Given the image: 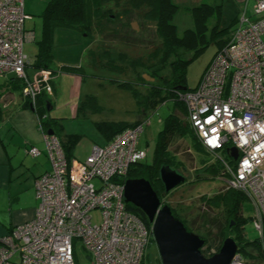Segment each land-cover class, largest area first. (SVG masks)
<instances>
[{
	"label": "built area",
	"instance_id": "obj_1",
	"mask_svg": "<svg viewBox=\"0 0 264 264\" xmlns=\"http://www.w3.org/2000/svg\"><path fill=\"white\" fill-rule=\"evenodd\" d=\"M29 18L24 0H0V78L20 79L23 96L34 104L53 73L26 70L23 43L33 39L25 26ZM176 95L200 145L218 160L226 187L242 192L251 203L250 222L264 255V0L254 2L251 15L239 13L197 85ZM146 123V118L137 121L105 145H94L83 161H68L57 137L44 131L51 170L35 180L33 218L0 237V264H75L77 239L89 264H143L152 233L126 209L124 184L130 166L147 157V149L139 145ZM210 140L219 146H210ZM27 152L39 154L35 147ZM95 210L98 223H92ZM231 264L247 261L236 252Z\"/></svg>",
	"mask_w": 264,
	"mask_h": 264
},
{
	"label": "rangeland",
	"instance_id": "obj_2",
	"mask_svg": "<svg viewBox=\"0 0 264 264\" xmlns=\"http://www.w3.org/2000/svg\"><path fill=\"white\" fill-rule=\"evenodd\" d=\"M207 1L212 3V0ZM47 2L48 0H24V11L30 17L25 26L33 33V39L23 43V52L31 64L35 63L40 51L43 39L42 12ZM222 3L219 21L221 31L217 38L210 39L209 30L215 22L212 20L208 23L205 42L198 45L199 51L195 56L194 51L178 49L169 58V61L180 58L189 60L185 66L188 88H194L197 85L203 71L219 48L218 42L229 38L237 22L240 13L238 5L227 0ZM179 8L180 10L173 17V23L176 26L177 34L181 35L183 30L193 28L194 24L190 12L183 10L182 6ZM111 15L117 16L115 13H111ZM127 22L128 28H126L127 25H123L122 28L120 26L123 36H119V38L112 36L108 29L123 24H119L117 20L106 24L107 29H104L105 32L102 35H97L94 31L93 40L83 36L79 37L77 41L76 37H71L72 35L66 36L65 30L62 29L53 31L50 36L49 46L53 57L52 67L55 68V72L51 81L52 88L50 86L45 88L41 95L45 113L43 119L52 123L60 140L67 144H73L72 150H74L73 157L75 159L86 157L93 145H103L106 138L102 128L108 129L117 124L144 121L146 118L147 123L144 124L140 134L139 145L147 149V157L143 161L150 162L163 119L171 112L179 116L182 115L180 110L175 108L171 99L159 104L155 110L150 109L143 112V103L139 100L140 95L135 97L129 88L121 87L118 84L130 82L136 92L142 93L143 96L148 94L149 84L131 82L134 79L131 80L128 73L123 74L112 69L94 70L90 67L87 59L89 51L87 52V50L94 48L95 51H98L100 45H112L115 47L114 52L123 54L124 57L138 58L145 64H153L150 59L151 55L147 51L153 42H157L153 24L144 22L143 18L135 12ZM71 38L74 39L71 40ZM116 64L128 71L132 68L125 62L116 61ZM58 68L61 69L58 70ZM158 68L154 65L150 67L149 71ZM140 74H142L141 78L147 79L145 81H150L149 74L142 70ZM144 75H147L146 78ZM156 76L170 78L169 66L159 69ZM88 95L96 98L98 110L93 108V104H87L83 109H80L81 103ZM183 120L186 119L183 118ZM200 146L192 142L190 136H186L185 139L177 136L173 138L169 149L181 163V166L176 170L184 175L185 181L167 193L163 199L179 217L187 221L188 225L197 232L196 234L204 236L208 231L209 238H212L218 232L223 221L216 220L217 210L207 208L201 198L203 196L211 198L225 190L226 179L219 171L214 176L209 173L207 168L218 163V160ZM242 213L245 218H250L253 215V207L248 200L243 204ZM91 214L92 223H98L100 221L99 211L95 210ZM244 235L248 239L256 237V231L250 220L244 227ZM73 249L75 264L90 263L89 254L83 248L81 240L74 241ZM245 250L250 254L245 256L247 264H264V260L257 255L256 250L249 247ZM143 264H161L153 237L145 249Z\"/></svg>",
	"mask_w": 264,
	"mask_h": 264
},
{
	"label": "trees",
	"instance_id": "obj_3",
	"mask_svg": "<svg viewBox=\"0 0 264 264\" xmlns=\"http://www.w3.org/2000/svg\"><path fill=\"white\" fill-rule=\"evenodd\" d=\"M122 2V3H120ZM221 2L219 4L212 3H200L189 8V12L193 19V28L186 29L181 35L177 34V29L173 23V17L179 9V6L172 0H48L45 8L42 12V41L40 45V51L37 55V59L34 64L29 63L28 67L33 69H48L52 73L55 72V68L52 67L53 57L50 53V36L55 30H69L75 34L84 35L85 37L93 40V32L95 34H104L106 24H111L117 20V22L123 23L116 27H109L112 36H123L121 28L123 25H127V20L133 12L139 14L144 22L153 24L154 36L157 38V42H153L148 48L150 59L153 64H145L143 60L130 57H124L123 54L114 52V46L100 45L99 50L88 49V61L90 67L94 70H107L112 69L120 71V73H128V77L138 84L141 82L150 85L148 88V94L145 96L142 93H137L136 89L132 87L130 82H121L118 85L124 88H129L133 96H139V100L143 103V111L153 109L155 110L159 104H163L166 100L171 99L175 108L180 110L181 116L174 112L169 113L162 121L161 129L158 132L154 151L152 153V161H140L130 166L127 178H144L150 184L153 190L158 195L160 201L167 204L163 197L166 196L163 185L159 178V169L162 165H168L173 169H178L181 163L178 162L175 155L169 149V145L174 137L184 138L190 136L192 142L200 146L198 139L190 127L185 105L177 99L178 87H186L187 79L185 73V66L189 60L186 59H174L169 61L171 55H174L178 49H185L188 51H194V56L198 53V45L205 42L206 34L208 33V23L215 20L210 31V39H215L220 34L219 21L221 17ZM117 16L111 15L114 13ZM118 24V23H117ZM121 26V28H120ZM127 25L126 28H128ZM108 32L106 33V36ZM227 39L218 42L219 49H221L226 43ZM126 45V44H125ZM217 50V51H218ZM116 61L127 63V66H131V70L120 67L116 64ZM158 66L157 70L149 71L151 66ZM170 68V78L165 77L158 78L156 72L165 67ZM80 68V67H79ZM129 68V67H128ZM61 68H58L60 70ZM28 71V69H26ZM141 70L151 77L155 78V82L150 83L141 78ZM13 78H15L13 76ZM17 80V86L22 93L23 82ZM44 91V90H43ZM43 91L36 97L34 103L35 113L38 115L40 125L46 132L51 129L53 135L57 137L61 149L64 152L66 159L69 161L72 158V143H64L56 134L55 128L49 120H44V107L42 106L41 95ZM143 97V99H142ZM30 102V101H29ZM87 104H93V108L98 110L99 107L96 104V98L92 95L86 96L85 100L81 103L80 109H83ZM183 118L186 120L184 121ZM134 123H122L113 126L112 128H102L105 138L113 137L117 132L122 129L133 125ZM112 139V138H111ZM202 147V146H200ZM203 148V147H202ZM209 173L221 174V168L218 163L210 165L208 168ZM182 174V173H181ZM222 175V174H221ZM202 201L204 205L209 209H215L216 220L221 219L218 232L211 238H209L208 231L204 236H200L204 239V245L201 248V252L205 256H210L217 252L223 242V240L230 236L237 244V252L241 254L243 258L250 255L245 249L256 250L257 255L264 260V255L261 253L260 244L256 237L254 239H248L244 235V227L250 218H245L242 213L243 204L247 201L242 192L227 188L215 194L211 198L203 196ZM169 206V204H167ZM171 208L172 214L182 221L188 231L197 233L191 226L188 225L185 219L179 217L174 209ZM126 209L137 214L145 223L148 229H150V222L146 216L139 209L133 205L126 203ZM213 221V219H211ZM152 237L150 238V240Z\"/></svg>",
	"mask_w": 264,
	"mask_h": 264
},
{
	"label": "crops",
	"instance_id": "obj_4",
	"mask_svg": "<svg viewBox=\"0 0 264 264\" xmlns=\"http://www.w3.org/2000/svg\"><path fill=\"white\" fill-rule=\"evenodd\" d=\"M172 1L179 7L182 6L185 11H189V8L196 4L208 2L207 0ZM222 1L224 0H212L213 4ZM227 1L237 4L240 12L245 10L247 15H251V7L256 0ZM65 32L66 36L72 35L71 37H76L77 41L79 37L84 36L69 30ZM33 71L35 69L28 67L29 73ZM15 78L12 75L0 78V237L9 234L17 224L33 218L37 207L35 180L51 170L44 142L45 130L40 125L41 118L35 113L34 104L20 92ZM111 138H106L103 145ZM30 147L37 148L39 154L30 155L27 152ZM73 154L74 150L71 157L74 160L83 161L87 157L75 159Z\"/></svg>",
	"mask_w": 264,
	"mask_h": 264
},
{
	"label": "water",
	"instance_id": "obj_5",
	"mask_svg": "<svg viewBox=\"0 0 264 264\" xmlns=\"http://www.w3.org/2000/svg\"><path fill=\"white\" fill-rule=\"evenodd\" d=\"M144 75V78H146ZM153 81V77H148ZM147 80V79H145ZM178 87L177 89H185ZM48 134L53 130L49 129ZM236 158L233 149L231 153ZM159 178L164 191L170 192L185 181L183 174L168 165L159 169ZM124 201L139 209L150 222V229L161 264H231L236 251L235 240L226 237L219 250L210 256L201 252L204 239L188 231L171 208L160 201L151 184L144 178H127L124 184Z\"/></svg>",
	"mask_w": 264,
	"mask_h": 264
},
{
	"label": "clouds",
	"instance_id": "obj_6",
	"mask_svg": "<svg viewBox=\"0 0 264 264\" xmlns=\"http://www.w3.org/2000/svg\"><path fill=\"white\" fill-rule=\"evenodd\" d=\"M249 119H250V117H249ZM207 143H208L210 146H212V147H218V146H219L215 140L207 141ZM236 252H237V251H236Z\"/></svg>",
	"mask_w": 264,
	"mask_h": 264
},
{
	"label": "flooded vegetation",
	"instance_id": "obj_7",
	"mask_svg": "<svg viewBox=\"0 0 264 264\" xmlns=\"http://www.w3.org/2000/svg\"><path fill=\"white\" fill-rule=\"evenodd\" d=\"M148 82V81H147ZM150 83H153V82H155V78H154V80L153 81H149Z\"/></svg>",
	"mask_w": 264,
	"mask_h": 264
}]
</instances>
